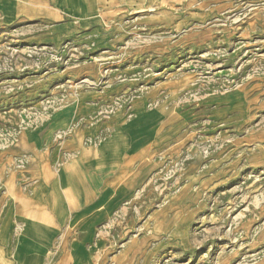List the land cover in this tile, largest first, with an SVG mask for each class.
Segmentation results:
<instances>
[{
    "label": "rangeland",
    "instance_id": "374dc122",
    "mask_svg": "<svg viewBox=\"0 0 264 264\" xmlns=\"http://www.w3.org/2000/svg\"><path fill=\"white\" fill-rule=\"evenodd\" d=\"M66 1L76 17L22 19L0 30L2 175L7 165L29 187L22 165L3 154L23 131L55 120L42 146L52 173L65 174L80 154L67 145L74 133L96 153L113 136L107 166L102 158L80 166L109 172L125 145L110 123L116 114L134 125L153 118L165 138L155 160L133 166L129 194L94 226L88 221L92 229L68 228L69 218L48 247L52 219L24 207L30 244L18 264H41L42 254V264H264V0H91L86 10ZM14 14L4 10V19ZM72 189L64 184L70 205ZM20 227L14 220L13 264Z\"/></svg>",
    "mask_w": 264,
    "mask_h": 264
},
{
    "label": "crops",
    "instance_id": "0c3cea01",
    "mask_svg": "<svg viewBox=\"0 0 264 264\" xmlns=\"http://www.w3.org/2000/svg\"><path fill=\"white\" fill-rule=\"evenodd\" d=\"M90 1L72 0L78 10L88 9ZM11 8L15 10V14L9 21H6L4 19V10ZM66 8V0H0V30L22 19L52 18V16L60 13L76 17L66 13ZM158 116L161 121L163 118L162 114L160 113ZM56 121L45 130L23 131L19 134L17 142L9 148V151L3 154L4 158L10 157L16 166L22 165L24 177L30 180L29 183H31L26 189L18 182L19 176L14 177L11 173H6L7 165L4 166L6 168L3 171L4 175H2L0 168V203L3 202L6 205L0 215V249L9 264H13L7 253L14 248L8 249L14 220L21 223L15 245L17 264L18 259L30 244L27 238L24 237L25 217L29 211L35 216H42L46 212L52 219L54 229L52 230L48 247H50L54 237L59 233L60 225L69 218L68 228L85 224L87 229H92L93 227L87 224L88 221L91 218H95V224L98 220V215H108L115 204L129 194L134 186L135 171L133 166L141 160H148V163L150 159L155 160L154 151L159 148L160 144L164 143L165 138L157 134V129L152 124L154 123L153 118L147 120V123L134 125L133 122L131 124L124 123L121 120V116L116 114L111 118L110 123L114 130L122 134L125 145L120 153L119 162L112 171L113 173L109 172V175L108 172L104 171L105 167L98 169L95 163L84 169L80 167L82 165L81 162H95L96 158H102L103 165L107 166L109 162L106 159L108 156L106 148L113 136L111 137V134L106 136L98 145L100 152L96 153L94 148L84 149L79 147L81 144L77 133H74V136L67 141V145L70 148L78 149V153L81 151L80 154L77 153L79 157L77 155L76 159L73 158V161L67 163L71 168L68 167L65 174H63V167L58 173H52L49 168L50 164L46 161L47 159H45L42 151V146L55 133L56 130L54 131L53 129L58 126L55 123ZM95 132V126L88 131L89 134H94ZM128 161L129 164L125 166L124 163ZM120 171L123 174L122 178L116 183L114 189L110 190L106 196H103L108 183ZM28 180L26 183H28ZM65 183L73 188L74 204L72 205L69 204L68 198L63 191ZM26 190L27 192H25ZM16 200L19 202V207L17 204L12 203V201ZM28 205H30V210L25 213L23 208L26 207L28 209ZM35 226L40 230L44 229L43 221L36 223ZM39 244L36 241V247ZM72 252L79 263H85L86 257L81 253L78 246L73 245ZM42 260L43 254L41 264Z\"/></svg>",
    "mask_w": 264,
    "mask_h": 264
},
{
    "label": "bare ground",
    "instance_id": "6f19581e",
    "mask_svg": "<svg viewBox=\"0 0 264 264\" xmlns=\"http://www.w3.org/2000/svg\"><path fill=\"white\" fill-rule=\"evenodd\" d=\"M116 145V144H115ZM123 148V147H122ZM97 150V149H96ZM109 150V149H108ZM97 152V151H96ZM99 152V151H98ZM113 152V151H112ZM121 152V151H120ZM123 158V157H122ZM112 163H111V165H110V168H109V172H112L113 171V169H114V167L115 166H117V164H118V162H119V159L117 158V157H114L112 160ZM63 171H64V169H63ZM62 172V171H61ZM109 172H108V174H109ZM113 173V172H112ZM119 174V173H118ZM110 175V174H109ZM115 175V174H114ZM112 176V175H111ZM110 187V186H109ZM65 189V188H64ZM110 189V188H109ZM112 189V188H111ZM94 224V223H93ZM44 235V234H43ZM74 256V255H73ZM74 260V259H73ZM2 261V260H1ZM3 264V263H2ZM72 264H73V262H72Z\"/></svg>",
    "mask_w": 264,
    "mask_h": 264
}]
</instances>
